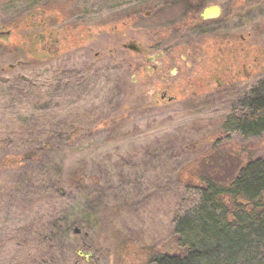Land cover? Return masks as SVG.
Wrapping results in <instances>:
<instances>
[{"label":"rangeland","instance_id":"rangeland-1","mask_svg":"<svg viewBox=\"0 0 264 264\" xmlns=\"http://www.w3.org/2000/svg\"><path fill=\"white\" fill-rule=\"evenodd\" d=\"M255 6L258 23L264 15ZM112 48L105 47L106 55ZM74 58L58 70L30 64L0 73V264L32 263L41 248L52 254L39 264H86L76 255L81 249L92 251L98 264H151L154 252L178 251L172 220L182 185L227 183L243 164L264 158V134L223 130L226 117L264 83V64L235 92L222 88L198 104L152 108L143 107L151 102L146 89L132 85L114 63L101 61L98 68L90 66L93 57ZM79 116L94 127L77 122L80 135L66 146L62 132L53 135V149L44 153L51 182H42L38 170V190L6 197L14 160L28 153L11 151L14 140L26 139L27 128L40 131Z\"/></svg>","mask_w":264,"mask_h":264},{"label":"flooded vegetation","instance_id":"flooded-vegetation-1","mask_svg":"<svg viewBox=\"0 0 264 264\" xmlns=\"http://www.w3.org/2000/svg\"><path fill=\"white\" fill-rule=\"evenodd\" d=\"M258 3L264 15V0H0V73L93 57L90 66L114 63L146 89L143 107L198 104L222 88L235 92L264 64ZM89 251L76 255L98 264Z\"/></svg>","mask_w":264,"mask_h":264},{"label":"trees","instance_id":"trees-1","mask_svg":"<svg viewBox=\"0 0 264 264\" xmlns=\"http://www.w3.org/2000/svg\"><path fill=\"white\" fill-rule=\"evenodd\" d=\"M262 84L254 88L251 96L244 97L241 106L226 117L224 133L243 137L264 134ZM82 117L71 120V123L51 124L40 131L35 130V127L27 128L22 132L26 139L14 140L11 151L28 153L14 160L12 168L15 174L6 182V197L7 194L12 198L22 197L38 190V170L44 175L41 177L42 182L52 179L53 173L47 168L50 157L44 153L52 151V137L58 130L62 132L59 138L64 139L66 146L69 140L66 135H80L83 123L86 130L94 127V122L90 124L87 118ZM77 122L82 125L79 126ZM73 123L76 125L73 126ZM15 144L17 148H14ZM30 151L44 155L33 157ZM182 187L172 220L178 251L154 252L150 255L151 264H264V158L251 159L243 164L239 173L227 183L207 179L200 184H184ZM40 231L37 229L35 232L37 239L41 236ZM40 252L38 256L28 259L32 263L26 264H39L41 260L51 258L50 250L41 248Z\"/></svg>","mask_w":264,"mask_h":264},{"label":"water","instance_id":"water-1","mask_svg":"<svg viewBox=\"0 0 264 264\" xmlns=\"http://www.w3.org/2000/svg\"><path fill=\"white\" fill-rule=\"evenodd\" d=\"M210 12H211V8H206L203 12V16L204 17H207V16H210ZM76 231L78 232L79 230L76 229Z\"/></svg>","mask_w":264,"mask_h":264}]
</instances>
